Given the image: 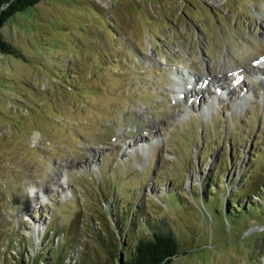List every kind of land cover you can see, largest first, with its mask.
<instances>
[{
	"label": "rangeland",
	"instance_id": "rangeland-1",
	"mask_svg": "<svg viewBox=\"0 0 264 264\" xmlns=\"http://www.w3.org/2000/svg\"><path fill=\"white\" fill-rule=\"evenodd\" d=\"M2 33L0 264L154 229L170 264H264V0H42Z\"/></svg>",
	"mask_w": 264,
	"mask_h": 264
},
{
	"label": "trees",
	"instance_id": "trees-1",
	"mask_svg": "<svg viewBox=\"0 0 264 264\" xmlns=\"http://www.w3.org/2000/svg\"><path fill=\"white\" fill-rule=\"evenodd\" d=\"M41 1L0 0V52L2 54H16L14 47L5 41L2 33L7 22L12 16L24 12L27 8L37 6ZM120 222L123 223V220ZM151 229H154V227ZM122 232L126 234L124 228ZM127 236L129 235L127 234ZM132 241L126 238L124 243H121L117 248L119 264H170L172 258L179 253V243L176 237L169 234V232L163 234L154 229L146 237L139 236ZM112 256L114 259V254Z\"/></svg>",
	"mask_w": 264,
	"mask_h": 264
},
{
	"label": "bare ground",
	"instance_id": "bare-ground-1",
	"mask_svg": "<svg viewBox=\"0 0 264 264\" xmlns=\"http://www.w3.org/2000/svg\"><path fill=\"white\" fill-rule=\"evenodd\" d=\"M258 63H260V62H258ZM257 62L251 67L252 68V70H257V71H262V67H261V65L260 64H258ZM251 70V69H250ZM240 71H235V72H232L230 75H231V77H234L233 78V81H232V87L233 88H235V87H239V85L242 83V74H241V72L239 73ZM241 74V75H240ZM237 78V79H236ZM211 81L213 84H214V89H215V93H217L219 96H217L216 97V99L215 98H213L214 99V101H216V103L215 104H218L219 103V101H220V99L222 98V97H224V96H227V95H229V91H227L226 89H225V87H224V84L226 83L225 81H224V79L223 80H216V78H212V79H208V81ZM226 80V79H225ZM223 81V82H222ZM222 82V83H221ZM206 83V82H205ZM204 83V84H205ZM202 84V83H201ZM204 84H202V87L204 86ZM206 85H207V83H206ZM231 88V87H230ZM201 88H199V90H200ZM181 93V92H180ZM198 94V93H197ZM250 94H248V96H249ZM247 95L246 96H242V100L243 101H245L246 99H244V98H247L248 97Z\"/></svg>",
	"mask_w": 264,
	"mask_h": 264
},
{
	"label": "clouds",
	"instance_id": "clouds-1",
	"mask_svg": "<svg viewBox=\"0 0 264 264\" xmlns=\"http://www.w3.org/2000/svg\"><path fill=\"white\" fill-rule=\"evenodd\" d=\"M40 201H41V203H43V204H47V203H48L47 198L44 197L43 195H41V197H40Z\"/></svg>",
	"mask_w": 264,
	"mask_h": 264
}]
</instances>
